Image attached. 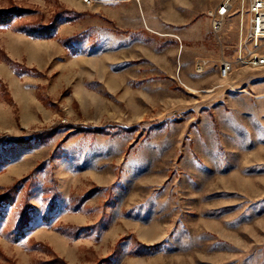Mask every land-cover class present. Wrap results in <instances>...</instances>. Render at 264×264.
<instances>
[{
	"label": "rangeland",
	"instance_id": "rangeland-1",
	"mask_svg": "<svg viewBox=\"0 0 264 264\" xmlns=\"http://www.w3.org/2000/svg\"><path fill=\"white\" fill-rule=\"evenodd\" d=\"M223 1L0 0L84 12L54 38L0 28V138L41 137L0 144V264H264V67L220 75Z\"/></svg>",
	"mask_w": 264,
	"mask_h": 264
},
{
	"label": "built area",
	"instance_id": "built-area-1",
	"mask_svg": "<svg viewBox=\"0 0 264 264\" xmlns=\"http://www.w3.org/2000/svg\"><path fill=\"white\" fill-rule=\"evenodd\" d=\"M90 3L92 0H88ZM235 0H225L215 8L207 11L211 19V30L221 39L227 18L233 10ZM240 5V31L236 46V60L222 58L220 75L231 73L235 64L248 66L253 69L264 67V0H237ZM207 61L198 59L196 71L203 72Z\"/></svg>",
	"mask_w": 264,
	"mask_h": 264
},
{
	"label": "trees",
	"instance_id": "trees-1",
	"mask_svg": "<svg viewBox=\"0 0 264 264\" xmlns=\"http://www.w3.org/2000/svg\"><path fill=\"white\" fill-rule=\"evenodd\" d=\"M36 13V10H33L29 7H22L17 5H11L9 7H3L0 8V28H11L14 30H23L29 35L42 37V38H54L56 36V29L57 27L62 24L63 22L74 20L78 16L84 15V12H77L74 10L66 9L65 11H60L56 15H54L49 22L43 23L42 22H29L27 23L26 18L29 14ZM129 32V29L122 30V32ZM69 40V39H68ZM67 40L64 41V44L66 45ZM51 132V131H49ZM48 134V133H47ZM40 136V134H35L33 137L26 139L24 137L22 138H0V144L2 142H10V143H29L33 138H36ZM41 137H38L36 139H40ZM12 190V189H11ZM9 191L8 193L0 196V205L2 203L6 202H14L15 195L11 194L12 191ZM29 206L28 200H24V210H26ZM31 209V208H30ZM24 219L25 223L30 220L28 218V214H25L23 212L22 219ZM23 221V220H22ZM21 226H25L23 222L21 223ZM160 244L158 245H151L149 246L150 249L157 248L159 249Z\"/></svg>",
	"mask_w": 264,
	"mask_h": 264
},
{
	"label": "crops",
	"instance_id": "crops-1",
	"mask_svg": "<svg viewBox=\"0 0 264 264\" xmlns=\"http://www.w3.org/2000/svg\"><path fill=\"white\" fill-rule=\"evenodd\" d=\"M173 6H175L177 3H176V1H173ZM218 5V4H217ZM171 15V14H170ZM207 18H208V20H209V22H210V29H211V19H210V17L207 15ZM168 22H169V24L171 25V26H176V27H178V26H181V25H179V24H181V19H180V16L179 15H172V16H170L169 18H168ZM208 24V23H207ZM159 24L158 23H154V27H157V28H159ZM185 36H186V33H185Z\"/></svg>",
	"mask_w": 264,
	"mask_h": 264
},
{
	"label": "bare ground",
	"instance_id": "bare-ground-1",
	"mask_svg": "<svg viewBox=\"0 0 264 264\" xmlns=\"http://www.w3.org/2000/svg\"><path fill=\"white\" fill-rule=\"evenodd\" d=\"M241 5V3H240ZM240 23H241V18H240ZM226 24V23H225ZM231 73H225V75H221L223 78H227Z\"/></svg>",
	"mask_w": 264,
	"mask_h": 264
}]
</instances>
